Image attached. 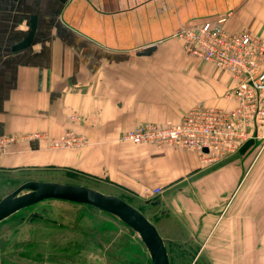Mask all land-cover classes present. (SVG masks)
Wrapping results in <instances>:
<instances>
[{"label": "crops", "instance_id": "obj_1", "mask_svg": "<svg viewBox=\"0 0 264 264\" xmlns=\"http://www.w3.org/2000/svg\"><path fill=\"white\" fill-rule=\"evenodd\" d=\"M220 19L229 33L264 39V0H0V140L24 137L0 158V178L12 189L55 182L161 206L159 220L202 248L247 253L249 231L263 229L264 208L242 206L248 171L241 174L237 157L261 142L205 166L196 152L120 141L141 125L178 123L196 105L235 107L226 98L230 77L189 57L174 37ZM33 24L31 43L18 49ZM152 47L151 55L137 54ZM68 132L87 144L52 149L32 138ZM156 188L163 194L147 200Z\"/></svg>", "mask_w": 264, "mask_h": 264}, {"label": "rangeland", "instance_id": "obj_2", "mask_svg": "<svg viewBox=\"0 0 264 264\" xmlns=\"http://www.w3.org/2000/svg\"><path fill=\"white\" fill-rule=\"evenodd\" d=\"M251 147L237 157L242 162L241 174L248 171L241 187L246 198L242 206L264 208V143ZM11 184L0 178V200L15 190ZM199 190L206 192L207 185ZM133 204L173 241L167 243L170 264H264V225L259 232L249 231L247 253L245 247L223 244L215 247L209 243L202 248L170 221L159 220L161 206L153 208L139 200ZM0 264L153 263L140 237L118 218L93 207L47 200L0 223Z\"/></svg>", "mask_w": 264, "mask_h": 264}, {"label": "built area", "instance_id": "obj_3", "mask_svg": "<svg viewBox=\"0 0 264 264\" xmlns=\"http://www.w3.org/2000/svg\"><path fill=\"white\" fill-rule=\"evenodd\" d=\"M226 19L207 22L178 31L174 37L183 44L191 58L211 64L220 73L227 74L232 89L226 98L235 107L196 105L189 108L178 123L163 127L141 125L120 136V141L149 144L165 152L175 148L199 154L205 166L218 164L241 152L246 145L264 143V39L249 32L229 33ZM32 138L46 141L50 148H73L87 141L68 132L59 139L46 135ZM24 137L10 136L0 140V158L8 154L12 145ZM163 194L156 188L146 194L155 201Z\"/></svg>", "mask_w": 264, "mask_h": 264}, {"label": "water", "instance_id": "obj_4", "mask_svg": "<svg viewBox=\"0 0 264 264\" xmlns=\"http://www.w3.org/2000/svg\"><path fill=\"white\" fill-rule=\"evenodd\" d=\"M66 1L62 0V2ZM34 32L35 24L32 26L29 39L18 49L29 46ZM155 50L152 47L137 54L148 56ZM47 200L65 201L93 207L118 218L140 237L153 264H170L167 241L163 239L157 227L141 211L116 195H107L86 186L55 182H26L0 200V223L24 209ZM155 204L158 205V203Z\"/></svg>", "mask_w": 264, "mask_h": 264}, {"label": "trees", "instance_id": "obj_5", "mask_svg": "<svg viewBox=\"0 0 264 264\" xmlns=\"http://www.w3.org/2000/svg\"><path fill=\"white\" fill-rule=\"evenodd\" d=\"M248 146V145H247ZM123 199V198H122ZM123 200H125L127 203H129V204H131L132 206H134V207H136L139 211H141L149 220H150V218L140 209V208H138V206H135L134 204H133V202L134 201H131L132 199L131 198H128V199H123ZM37 218V217H36ZM38 219H40V220H43V217H41V216H39V218ZM151 221V220H150ZM152 222V221H151ZM168 250V249H167ZM169 253V252H168Z\"/></svg>", "mask_w": 264, "mask_h": 264}]
</instances>
